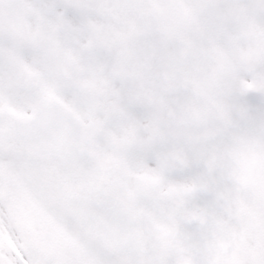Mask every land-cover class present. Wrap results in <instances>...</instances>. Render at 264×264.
<instances>
[{
  "label": "snow or ice",
  "instance_id": "snow-or-ice-1",
  "mask_svg": "<svg viewBox=\"0 0 264 264\" xmlns=\"http://www.w3.org/2000/svg\"><path fill=\"white\" fill-rule=\"evenodd\" d=\"M0 264H264V0H0Z\"/></svg>",
  "mask_w": 264,
  "mask_h": 264
}]
</instances>
